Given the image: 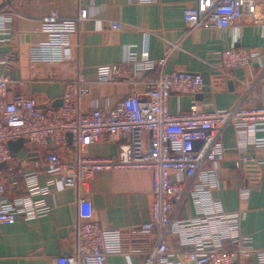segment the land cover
I'll list each match as a JSON object with an SVG mask.
<instances>
[{"label":"crops","instance_id":"crops-1","mask_svg":"<svg viewBox=\"0 0 264 264\" xmlns=\"http://www.w3.org/2000/svg\"><path fill=\"white\" fill-rule=\"evenodd\" d=\"M83 3L89 17L78 31L46 33L42 31V18L53 9L62 17H74L78 13V0H0V12H13L11 30L4 36L5 40L0 41V75L22 81L9 91L10 99L23 93L34 97L41 106L56 105L68 83L82 73L91 81L89 93L82 96V110L88 112L93 105L109 110L133 88V84L96 82L98 66L122 63L130 51L139 58L158 62L165 56L168 43H177L179 47L167 56L164 65L156 64L143 70L134 63L127 65L130 75L138 81L136 88L144 89L141 81L156 78L162 72L187 71L200 73L205 86L197 93L173 92L169 98L173 114L189 110L194 100L207 111L232 109L240 103L264 104V23L239 19L225 28H189L185 8L198 6L205 11L214 0H156L150 3L84 0ZM240 46L260 49L263 55L247 67L223 71L221 52ZM244 81L253 85L249 93ZM244 128L246 124L242 121H231L224 127L221 133L223 152L216 163L218 185L211 193L225 212L243 213L242 233L257 249H264V163L255 177L242 162L243 157L263 158L264 150L255 149L246 138H238L237 129ZM257 135L264 136V130ZM23 140L11 142L10 148L18 166L33 168L48 148ZM123 142L102 137L88 145L83 155L116 156ZM60 152L73 155L70 148L60 149ZM46 179L47 175L40 170L39 180L43 183ZM247 185L251 187L249 197L241 199L239 191ZM52 188L50 201L54 207L51 213L34 220L18 217L15 223L2 225L0 264H53L56 257L72 251L75 227L86 221L123 229L125 246L142 250L110 254L105 264H144L146 253L156 245L157 239L153 234L131 230L152 220L154 196L150 170L102 169L78 186H65L57 180ZM16 194L18 191L8 184V195ZM173 202L175 218L197 215L189 192L182 198H174ZM167 241L175 251L174 257L179 258L190 248L182 245L177 233L168 235ZM225 246L227 249L233 247L230 241H225ZM239 264H259L258 256L256 253L240 255Z\"/></svg>","mask_w":264,"mask_h":264},{"label":"built area","instance_id":"built-area-1","mask_svg":"<svg viewBox=\"0 0 264 264\" xmlns=\"http://www.w3.org/2000/svg\"><path fill=\"white\" fill-rule=\"evenodd\" d=\"M83 1L78 0V13L74 17L65 18L57 10H51L42 18V31H78L89 17ZM184 15L189 28H225L239 19L262 24L264 0H214L205 11L198 6L187 7ZM12 21L13 12H0V41L10 32ZM178 47L177 43H168L165 56L158 62L139 58L130 51L122 63L98 66L96 82L133 84L109 110L96 105L88 112L82 110V96L89 93L91 87V81L82 73L68 83L58 106H41L34 97L23 93L10 99L9 91L22 81L0 75V228L15 223L18 217L34 220L51 213L54 204L50 197L57 180L65 186H78L102 169L145 168L152 173V220L131 230L153 234L157 239L156 245L146 253L144 264H239L240 255L248 253H256L259 264H264V249H257L241 231L243 213L225 212L211 193L218 185L216 163L223 152L221 133L229 122H244L246 128L236 131L238 138H246L255 149L264 150V136L257 135L264 130V104L240 103L232 109L207 111L194 100L189 110L173 114L169 108L173 92L197 93L205 86L200 73L187 71L162 72L156 78L141 81L144 89L135 87L138 81L130 75L128 64L134 63L142 70L164 65L167 56ZM262 55L256 48H226L221 52L220 67L226 72L234 67H247ZM262 79L264 81V75ZM243 83L249 93L253 85L248 81ZM102 137L124 140L116 156L83 155L88 145ZM19 139L48 148L33 168L16 164L10 143ZM63 148H70L73 155L62 154L60 149ZM242 162L257 177L264 157H243ZM42 165L47 175L43 183L39 180ZM8 184L18 194L8 195ZM250 191V186L242 187L240 198L249 197ZM188 192L197 215L175 218L173 199L182 198ZM176 233L182 245L190 247L179 258L174 257L175 251L167 241L168 235ZM74 240L72 251L56 257L53 264H105L110 254L142 251L125 246L123 229L103 226L96 221L78 223ZM225 241L232 243V249L226 248Z\"/></svg>","mask_w":264,"mask_h":264},{"label":"water","instance_id":"water-1","mask_svg":"<svg viewBox=\"0 0 264 264\" xmlns=\"http://www.w3.org/2000/svg\"><path fill=\"white\" fill-rule=\"evenodd\" d=\"M61 103H62V99H61V101H60L59 103L57 102V103H55V104H56V106H58V105H60ZM24 140H27V139H24ZM24 140H23V141H24Z\"/></svg>","mask_w":264,"mask_h":264}]
</instances>
